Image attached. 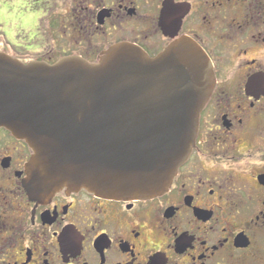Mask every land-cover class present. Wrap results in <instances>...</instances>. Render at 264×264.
<instances>
[{
	"label": "flooded vegetation",
	"instance_id": "af4514ba",
	"mask_svg": "<svg viewBox=\"0 0 264 264\" xmlns=\"http://www.w3.org/2000/svg\"><path fill=\"white\" fill-rule=\"evenodd\" d=\"M10 3L21 17L0 5V52L23 62L96 65L128 45L170 70L189 42L215 85L195 147L151 199L31 190L34 151L0 128V264H264V0Z\"/></svg>",
	"mask_w": 264,
	"mask_h": 264
},
{
	"label": "water",
	"instance_id": "95a60500",
	"mask_svg": "<svg viewBox=\"0 0 264 264\" xmlns=\"http://www.w3.org/2000/svg\"><path fill=\"white\" fill-rule=\"evenodd\" d=\"M167 56L174 69L158 70L128 45L96 65L76 56L25 63L0 52V128L34 151L28 188L133 201L166 193L195 147L215 85L209 61L189 42Z\"/></svg>",
	"mask_w": 264,
	"mask_h": 264
},
{
	"label": "rangeland",
	"instance_id": "374dc122",
	"mask_svg": "<svg viewBox=\"0 0 264 264\" xmlns=\"http://www.w3.org/2000/svg\"><path fill=\"white\" fill-rule=\"evenodd\" d=\"M7 1V3H6ZM4 3V4H2ZM0 5H2V9H5L6 10H9L12 12L10 15H9V21L10 22H14V23H17L18 19L21 17V11L20 10H17L16 8H12V4L10 3V0H0ZM19 9H24L22 6H17ZM2 19H0V31L3 30L5 28V25L7 24L5 21H1ZM17 27V26H16ZM19 37L20 36H23V34H20L18 35ZM2 47H3V44L1 43L0 44V51H2Z\"/></svg>",
	"mask_w": 264,
	"mask_h": 264
}]
</instances>
